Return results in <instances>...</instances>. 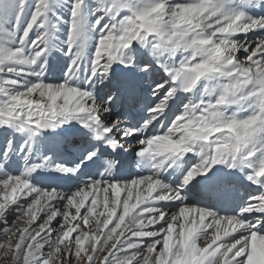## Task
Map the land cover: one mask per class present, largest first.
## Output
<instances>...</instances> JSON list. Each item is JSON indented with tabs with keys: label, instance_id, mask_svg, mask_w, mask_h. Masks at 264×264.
<instances>
[{
	"label": "snow or ice",
	"instance_id": "6c2138e0",
	"mask_svg": "<svg viewBox=\"0 0 264 264\" xmlns=\"http://www.w3.org/2000/svg\"><path fill=\"white\" fill-rule=\"evenodd\" d=\"M5 261L264 264V0H0Z\"/></svg>",
	"mask_w": 264,
	"mask_h": 264
},
{
	"label": "bare ground",
	"instance_id": "6f19581e",
	"mask_svg": "<svg viewBox=\"0 0 264 264\" xmlns=\"http://www.w3.org/2000/svg\"><path fill=\"white\" fill-rule=\"evenodd\" d=\"M125 159H126V160H129V161L132 160V158H131L130 156H125ZM129 170H130V171H134V169H131V168H130Z\"/></svg>",
	"mask_w": 264,
	"mask_h": 264
},
{
	"label": "rangeland",
	"instance_id": "374dc122",
	"mask_svg": "<svg viewBox=\"0 0 264 264\" xmlns=\"http://www.w3.org/2000/svg\"><path fill=\"white\" fill-rule=\"evenodd\" d=\"M132 158V160L134 159V154L132 156H130ZM134 172V171H133ZM4 264H8L7 261L4 262Z\"/></svg>",
	"mask_w": 264,
	"mask_h": 264
}]
</instances>
